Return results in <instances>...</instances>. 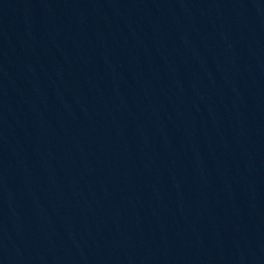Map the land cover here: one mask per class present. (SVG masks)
Masks as SVG:
<instances>
[{"label": "water", "instance_id": "obj_1", "mask_svg": "<svg viewBox=\"0 0 264 264\" xmlns=\"http://www.w3.org/2000/svg\"><path fill=\"white\" fill-rule=\"evenodd\" d=\"M0 264H264V0H0Z\"/></svg>", "mask_w": 264, "mask_h": 264}]
</instances>
